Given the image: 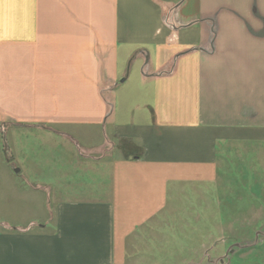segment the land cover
<instances>
[{"label": "crops", "instance_id": "crops-1", "mask_svg": "<svg viewBox=\"0 0 264 264\" xmlns=\"http://www.w3.org/2000/svg\"><path fill=\"white\" fill-rule=\"evenodd\" d=\"M29 125L77 152L47 221H0V264H129L173 186L264 162V0H0V132Z\"/></svg>", "mask_w": 264, "mask_h": 264}, {"label": "rangeland", "instance_id": "rangeland-1", "mask_svg": "<svg viewBox=\"0 0 264 264\" xmlns=\"http://www.w3.org/2000/svg\"><path fill=\"white\" fill-rule=\"evenodd\" d=\"M130 82L122 88H130ZM122 90L119 103L124 101ZM140 101L137 95L131 100ZM141 111H135V122L142 121ZM56 129L73 134L79 147L95 146L104 139L98 130L91 132L90 128ZM3 131L0 221L13 225L43 223L64 193V181L52 179L53 170L68 167L67 159L77 150L62 136L32 125ZM227 171L221 172L219 183L173 186L168 207L159 220L140 231L129 264H264V162L255 158H249L247 164L235 161L231 175L227 174L230 178L225 176L230 173ZM87 180L89 186L91 181ZM77 183L80 188L85 185L84 177ZM35 186L47 190L35 192Z\"/></svg>", "mask_w": 264, "mask_h": 264}, {"label": "trees", "instance_id": "trees-1", "mask_svg": "<svg viewBox=\"0 0 264 264\" xmlns=\"http://www.w3.org/2000/svg\"><path fill=\"white\" fill-rule=\"evenodd\" d=\"M128 146H131V145H128Z\"/></svg>", "mask_w": 264, "mask_h": 264}]
</instances>
